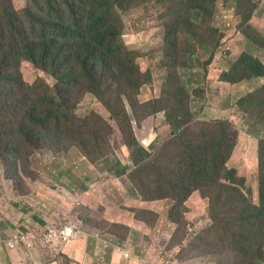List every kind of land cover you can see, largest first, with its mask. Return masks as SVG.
<instances>
[{
    "label": "rangeland",
    "instance_id": "rangeland-1",
    "mask_svg": "<svg viewBox=\"0 0 264 264\" xmlns=\"http://www.w3.org/2000/svg\"><path fill=\"white\" fill-rule=\"evenodd\" d=\"M36 1L44 5V0ZM226 2L220 0L216 12L214 11L215 15L211 19L206 18L197 26L195 30L197 42L194 48L180 42L177 50H172V55L178 60L185 58L186 53L193 50L177 69L168 70L163 66V63L169 60L168 42L174 25L171 22L172 16L167 14L169 12L177 16L185 14V11H179L183 0H178L175 5L158 0H140L130 5L126 3L124 8L119 9L123 26L121 38L129 48L137 50L144 56L138 60L143 72L150 66L149 69L154 67L153 72L164 76L155 83L144 85L138 93L139 96L133 94L132 97L133 101L138 100L135 112L141 110V115L144 112L151 114L143 118L142 130H138L140 138L144 134L147 135L149 130L153 131L150 125L151 116H154L153 121H156L157 125H154L153 132L158 135V141L152 151H155V157L169 156L159 153L166 145L168 137H171L172 130L165 120L158 122L157 120L160 117L166 118V113L176 111L178 107L176 102L179 97H183L187 107L191 106L194 115L193 121L188 124L192 136L208 133L215 124L217 128L222 118L230 121L232 127L230 139L235 147L228 166H236L237 178L246 179L245 186L240 184L235 186L245 194H248V188L251 189L253 203L259 204L260 176L264 178V119L259 121L255 105L242 104L240 99L257 88L264 91V76H252L254 69L249 70L251 64L258 59L264 63V0L258 1V6L248 21L245 20L246 8L237 12L227 7ZM12 3L17 10L27 9L32 14L36 12L33 0H12ZM20 17L25 22L29 21V17L23 11ZM185 33L186 29L181 27L182 41ZM145 55H149L150 60L147 61ZM158 62L161 69L157 67ZM20 71L23 80L34 89L38 90L37 85H48L54 91L62 89V86L57 87L56 77L31 62L22 61ZM225 72L234 74L236 81L222 80L221 76ZM110 82L113 89L118 88L116 82ZM107 84L109 83L106 82L104 87ZM78 93L75 92L76 97ZM111 94V90L105 91L102 97L98 98L93 93L83 92L79 95L75 113L80 118H93L96 113L110 122L113 130L110 132L107 130L109 146L121 154L119 147L124 141V136L106 106V102L112 105ZM259 95L264 96V92H259ZM125 102L133 116V107H130L129 101ZM260 113L264 115V107ZM214 119L217 122H212ZM80 149L71 146L68 150L55 149L49 152L38 150L31 155L6 154L8 158L4 157V160L0 161V218L8 222L9 232L29 228V225L24 226L22 223L30 217L63 223L72 221L70 215H78L79 221L76 222L78 229L106 230L125 238L128 235L125 223L116 224L111 220H114L118 213L123 212L124 215L126 208L129 210V216L137 221L138 218H144L153 224L157 222L158 218L156 219L152 213L142 210L149 204L142 202L131 176L117 177L114 173L116 164L110 159L100 160V164L98 163L100 161L92 162L94 167L90 169L91 160L86 158ZM134 167L132 164L128 168ZM66 168H73L71 173L83 184H80V187H85L84 184L92 178L94 184H91V187H96L97 190L96 202L91 206L85 203L76 206L78 203H75L68 210L69 216H63L61 206L48 197V194L53 198L59 194L63 195L58 189L63 188V182L71 181L67 175L61 174L66 172ZM102 169L109 175L100 181L105 176L100 173ZM29 171L33 174H29ZM9 174L17 177H10ZM142 178L145 181L149 178L154 179L155 173L151 172ZM152 185L155 187V183ZM217 191L218 188L195 191V195L183 204H178L175 211L172 209L176 203L174 201L168 200L166 203L160 201L155 204L157 210L166 205L163 214L167 220L159 222V225H168L167 221L173 224L175 234L167 248H178L179 251L171 260L175 264H264V225L258 223L253 230H247L237 225L239 221L229 222V217L239 214L240 202L231 198L220 209L222 204L217 198L225 197L227 194ZM103 195L110 197L112 208L106 210ZM84 196L86 201L92 198L89 194ZM35 198L49 200L52 204L51 210L42 208ZM133 207H138L139 210ZM211 216L215 219L212 220ZM121 221L122 218L117 223ZM134 238V241L131 240L132 243L145 242L144 239H137L136 235ZM183 245L185 247L181 251ZM169 257L165 256V260ZM57 262L72 264V261L65 257H59Z\"/></svg>",
    "mask_w": 264,
    "mask_h": 264
},
{
    "label": "trees",
    "instance_id": "trees-1",
    "mask_svg": "<svg viewBox=\"0 0 264 264\" xmlns=\"http://www.w3.org/2000/svg\"><path fill=\"white\" fill-rule=\"evenodd\" d=\"M139 1L44 0L42 5L33 0L36 12L32 14L27 9H15L12 0H0V161L8 158L6 154L18 153L22 156L38 150L49 152L80 147L91 163L110 159L116 164V175L131 176L144 202L171 200L176 202L172 207L175 211L178 204L188 201L195 191L218 188L217 192L227 194L217 198L222 204L220 209L231 198L240 202L239 214L229 217V222L239 221L237 225L247 230H253L258 223L264 225V178L260 176V203L255 204L251 189L248 188V194H245L235 186H245V177L237 178V167L228 166L235 147L230 139L232 127L229 120L222 118L217 128L215 124L208 133L192 136L188 128L194 117L192 108L190 102L189 108L185 98L179 97L176 111L166 113V122L172 127L171 137L159 153L169 156L155 157V151L152 152L158 137L155 136L148 145H144L139 137L143 118L151 114L144 112L141 115V110L135 112L138 100L133 101V94H138L144 85L164 78L153 72L154 67L149 69L148 66L143 72L138 60L144 56L129 48L121 38L123 26L119 9L124 8L126 3L130 5ZM158 1L175 5L178 0ZM219 1L183 0L179 11H185V14H167L172 16L174 25L169 35V60L163 63L166 69H177L193 51L189 50L180 60L172 55V50H177L180 42H185L190 48L196 46L197 26L215 15ZM225 1L227 7L237 12L246 8L245 20L248 21L259 0ZM22 11L29 17L28 22L21 19ZM181 27L187 31L183 41L180 38ZM146 57L147 61L150 60L149 55ZM22 61L31 62L56 77L57 87L62 86V89L54 91L48 85H37L38 90L34 89L23 80L20 71ZM157 67L161 69L159 62ZM249 70H253L252 76L263 77L264 63L258 59ZM233 77L234 74L225 72L221 79L236 81ZM110 81L116 82L118 88L113 89ZM106 82L109 84L104 87ZM109 90L112 91V105L106 102V106L124 136L119 149L121 154H128L133 167L136 165L130 171L123 158L109 146L107 130H113L110 122L96 113L93 118H80L75 113L79 95L83 92L101 98ZM76 91L79 92L77 97ZM259 92L264 91L257 88L248 92L240 102L255 105L259 121H262L264 115L260 112L264 107V96ZM125 100L133 107V116ZM151 172L155 173V178L145 181L142 176ZM29 174L33 172L29 171ZM133 209L139 210L138 207ZM142 210L158 218L149 206H144ZM138 219L150 226L155 225L144 218ZM20 231L31 232L28 228Z\"/></svg>",
    "mask_w": 264,
    "mask_h": 264
},
{
    "label": "crops",
    "instance_id": "crops-1",
    "mask_svg": "<svg viewBox=\"0 0 264 264\" xmlns=\"http://www.w3.org/2000/svg\"><path fill=\"white\" fill-rule=\"evenodd\" d=\"M153 117L150 118V125L153 127L156 124V121H153ZM161 118V119H160ZM158 121L165 120V117H160ZM152 130L148 131V134H144L141 140L145 141L146 145L152 143L153 138L158 135L154 134ZM124 164H127V170L130 171L132 168H128L132 165L131 160L128 158V154H119ZM100 161V160H99ZM126 161V163H125ZM99 164L101 163L98 162ZM90 169H93L94 165L90 163ZM66 172H61L62 175H67L71 181L63 182V188L58 189L63 195L54 196V198L48 194V197L52 199L53 202L61 206L62 215H67L70 206H73L75 203L87 204L91 206L93 202H96L97 190L96 187L92 188L91 184L93 179L89 178L88 182L84 184L85 188L80 187L81 181L77 180L78 177L72 174L73 168H66ZM96 169V168H95ZM97 171V170H96ZM91 172V171H90ZM92 173V172H91ZM101 174L105 175L102 180L108 174L104 169L101 170ZM122 176V175H116ZM72 177V178H71ZM126 177V175H124ZM76 179V180H75ZM117 181V180H116ZM115 181V182H116ZM76 182V183H75ZM83 185V184H81ZM89 186V187H88ZM93 186V185H92ZM65 187V189H64ZM66 190V191H64ZM89 194L92 198L89 201H86L84 195ZM195 195L193 193L190 198ZM32 200V198H30ZM34 200V199H33ZM38 204L46 210H51L52 204L49 200L45 199H36ZM103 202L106 206V210L112 208L111 199L109 196L103 195ZM168 200H162L163 203H166ZM144 204H149L150 208L158 214V220L154 226L145 224L140 220H135L129 216V212L124 209L120 214L118 213L112 222L116 224H124L129 229V233L125 238H121L119 235L108 232V231H97L90 228L78 229L79 236L64 244L55 248L54 246L47 248L36 247L35 250H26L23 247L10 246L8 244V239L13 231H8V222L1 220L0 218V264H58L59 257H68L72 264H175L171 258L175 255L178 248L166 249L165 246L169 244L172 236L175 234L172 227V223L168 222V225H159V222H165L167 220L166 216L163 214L162 207L160 210H157L155 204L158 202H144ZM95 205L97 203H94ZM75 206V207H76ZM170 207V206H168ZM72 212V211H71ZM72 222L76 223L79 221L78 215H70ZM122 218L120 223H117L119 219ZM27 220V221H25ZM23 221L24 226L29 225V230L35 232L38 228H43L48 226L50 223L54 222L50 219L37 220L34 217H30ZM62 223L61 221H55ZM44 223V224H43ZM191 226V225H190ZM134 235L137 239L145 240V242H135L132 243L131 240H135ZM36 246H40L36 244ZM185 245L182 246L184 250ZM125 253H129V257H125ZM184 253V252H182ZM64 255V256H63ZM165 256H170L165 260Z\"/></svg>",
    "mask_w": 264,
    "mask_h": 264
},
{
    "label": "built area",
    "instance_id": "built-area-1",
    "mask_svg": "<svg viewBox=\"0 0 264 264\" xmlns=\"http://www.w3.org/2000/svg\"><path fill=\"white\" fill-rule=\"evenodd\" d=\"M79 236L78 227L72 221L58 223L52 222L47 227L38 228L35 232H23L15 230L8 239L10 246L23 247L26 250H35L36 247L47 248L54 246L58 248ZM39 244L40 246H36ZM129 257V253H125Z\"/></svg>",
    "mask_w": 264,
    "mask_h": 264
},
{
    "label": "clouds",
    "instance_id": "clouds-1",
    "mask_svg": "<svg viewBox=\"0 0 264 264\" xmlns=\"http://www.w3.org/2000/svg\"><path fill=\"white\" fill-rule=\"evenodd\" d=\"M45 227H47V226H45ZM44 228V227H43Z\"/></svg>",
    "mask_w": 264,
    "mask_h": 264
}]
</instances>
